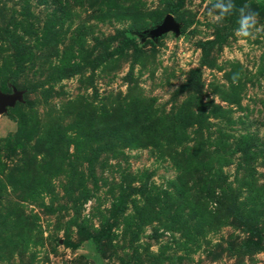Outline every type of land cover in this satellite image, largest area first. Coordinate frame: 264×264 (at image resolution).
Here are the masks:
<instances>
[{"label": "rangeland", "instance_id": "obj_1", "mask_svg": "<svg viewBox=\"0 0 264 264\" xmlns=\"http://www.w3.org/2000/svg\"><path fill=\"white\" fill-rule=\"evenodd\" d=\"M234 3L254 38L210 0H0V264H264V0Z\"/></svg>", "mask_w": 264, "mask_h": 264}, {"label": "clouds", "instance_id": "obj_2", "mask_svg": "<svg viewBox=\"0 0 264 264\" xmlns=\"http://www.w3.org/2000/svg\"><path fill=\"white\" fill-rule=\"evenodd\" d=\"M237 13V27L234 30L235 36L241 41L254 38L255 34L260 31L257 26L258 13L255 12L248 4L237 8L234 0H210L207 14L210 18L220 21L227 16ZM237 77H233L236 82Z\"/></svg>", "mask_w": 264, "mask_h": 264}, {"label": "water", "instance_id": "obj_3", "mask_svg": "<svg viewBox=\"0 0 264 264\" xmlns=\"http://www.w3.org/2000/svg\"><path fill=\"white\" fill-rule=\"evenodd\" d=\"M173 32L175 35L180 33V26L175 22L172 15L168 14L164 17L162 22L156 27L148 31V36L154 39H158L165 34ZM20 99V95L17 92L14 94L0 93V114H4L7 108L13 107L14 104Z\"/></svg>", "mask_w": 264, "mask_h": 264}]
</instances>
